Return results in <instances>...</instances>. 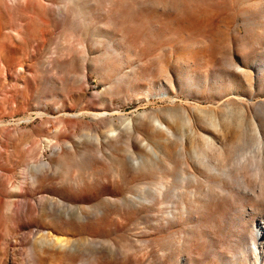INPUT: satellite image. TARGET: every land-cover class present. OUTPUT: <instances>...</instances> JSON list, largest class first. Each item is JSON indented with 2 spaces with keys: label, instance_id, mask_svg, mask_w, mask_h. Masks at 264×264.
Returning <instances> with one entry per match:
<instances>
[{
  "label": "rangeland",
  "instance_id": "rangeland-1",
  "mask_svg": "<svg viewBox=\"0 0 264 264\" xmlns=\"http://www.w3.org/2000/svg\"><path fill=\"white\" fill-rule=\"evenodd\" d=\"M0 264H264V0H0Z\"/></svg>",
  "mask_w": 264,
  "mask_h": 264
},
{
  "label": "bare ground",
  "instance_id": "bare-ground-1",
  "mask_svg": "<svg viewBox=\"0 0 264 264\" xmlns=\"http://www.w3.org/2000/svg\"><path fill=\"white\" fill-rule=\"evenodd\" d=\"M90 111H91V110H90ZM95 112H97V111H95ZM95 112H94V113H95ZM92 113H93V112H92Z\"/></svg>",
  "mask_w": 264,
  "mask_h": 264
}]
</instances>
